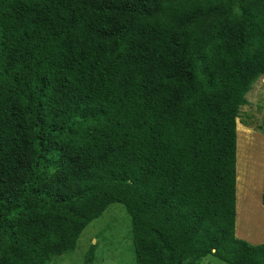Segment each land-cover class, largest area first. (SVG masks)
<instances>
[{"label": "trees", "instance_id": "16d2710c", "mask_svg": "<svg viewBox=\"0 0 264 264\" xmlns=\"http://www.w3.org/2000/svg\"><path fill=\"white\" fill-rule=\"evenodd\" d=\"M262 75L264 0H0V264L51 263L113 203L134 264H264L235 236Z\"/></svg>", "mask_w": 264, "mask_h": 264}, {"label": "rangeland", "instance_id": "374dc122", "mask_svg": "<svg viewBox=\"0 0 264 264\" xmlns=\"http://www.w3.org/2000/svg\"><path fill=\"white\" fill-rule=\"evenodd\" d=\"M247 100L236 119V177L239 160V179L243 188H237L236 179L235 236L257 244L264 243V206L260 200L264 185V75L253 84ZM92 247V264L135 263L131 221L122 204L109 205L83 230L74 250L49 264H84ZM199 264L226 263L207 256Z\"/></svg>", "mask_w": 264, "mask_h": 264}]
</instances>
